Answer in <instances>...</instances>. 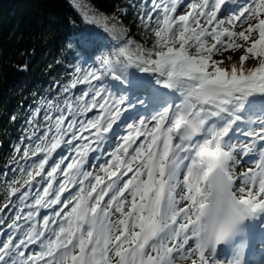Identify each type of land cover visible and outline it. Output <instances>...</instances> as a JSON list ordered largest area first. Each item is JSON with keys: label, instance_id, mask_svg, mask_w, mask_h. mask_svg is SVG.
Returning <instances> with one entry per match:
<instances>
[{"label": "snow or ice", "instance_id": "1", "mask_svg": "<svg viewBox=\"0 0 264 264\" xmlns=\"http://www.w3.org/2000/svg\"><path fill=\"white\" fill-rule=\"evenodd\" d=\"M178 3L129 6L150 48L105 22L111 54L29 114L3 173L0 264H220V246L244 264L264 233V0ZM221 48L244 54L225 67Z\"/></svg>", "mask_w": 264, "mask_h": 264}, {"label": "trees", "instance_id": "2", "mask_svg": "<svg viewBox=\"0 0 264 264\" xmlns=\"http://www.w3.org/2000/svg\"><path fill=\"white\" fill-rule=\"evenodd\" d=\"M136 2L0 0V203L6 198L7 180L13 175L10 171L7 176L3 173L15 167L12 158L19 154L14 148L20 146L29 114L43 102L55 99L53 93L70 83L76 68L98 67L99 58L111 54L114 42L105 22L109 28L113 22L118 28H126L135 43L151 47L156 37L129 7ZM93 18L97 22L89 23ZM98 40L103 41L104 48ZM9 208L4 213L11 216L15 209Z\"/></svg>", "mask_w": 264, "mask_h": 264}, {"label": "rangeland", "instance_id": "3", "mask_svg": "<svg viewBox=\"0 0 264 264\" xmlns=\"http://www.w3.org/2000/svg\"><path fill=\"white\" fill-rule=\"evenodd\" d=\"M187 0H179V3H178V14H185V11L184 9H182L180 7V4L182 3H186ZM230 3H227L226 2V5L222 8L221 10V13H218V16L222 19H225L227 20L229 18V16L231 15V11L228 12L227 11V7H229ZM235 6L234 4H232L231 7ZM226 27H229L230 30H233L232 29V26L231 25H225ZM243 27L244 26H240V27H236L234 30L239 32L241 30H243ZM238 43H243V41H239L237 40ZM242 49H235V48H232V49H228V48H221V51L218 52L217 54L214 55L213 59H216V60H224L225 61V64L223 66L227 67V58L228 57H232L234 56L236 53H239L241 52ZM253 120H256L257 118L253 117ZM249 167H254V165H250V164H244L243 167H240V166H237L236 168L233 169L234 172H236L237 174H239L240 172L246 170L247 168Z\"/></svg>", "mask_w": 264, "mask_h": 264}, {"label": "bare ground", "instance_id": "4", "mask_svg": "<svg viewBox=\"0 0 264 264\" xmlns=\"http://www.w3.org/2000/svg\"><path fill=\"white\" fill-rule=\"evenodd\" d=\"M243 54H244V50L242 49L241 52L236 53L231 58H232L233 61H236V60H238V57L243 55ZM245 65L248 66V67L252 66V61H245ZM228 66H229V62L227 61V67ZM262 235L264 236V233H262ZM193 244L194 245L192 247H195V243L194 242H193ZM225 261H227V260L220 258V264H224ZM262 262H264V260ZM262 262H260V263L262 264ZM180 264H190V261H181Z\"/></svg>", "mask_w": 264, "mask_h": 264}]
</instances>
